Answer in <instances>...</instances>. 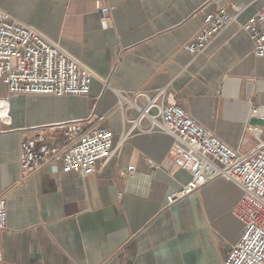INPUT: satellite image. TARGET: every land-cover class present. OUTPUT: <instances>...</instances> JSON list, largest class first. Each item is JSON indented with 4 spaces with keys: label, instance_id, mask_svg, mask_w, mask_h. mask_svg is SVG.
<instances>
[{
    "label": "crops",
    "instance_id": "0c3cea01",
    "mask_svg": "<svg viewBox=\"0 0 264 264\" xmlns=\"http://www.w3.org/2000/svg\"><path fill=\"white\" fill-rule=\"evenodd\" d=\"M0 0V8L57 42L94 73L85 96L9 95L0 80V195L7 202V264H224L243 229L232 214L241 194L217 178L168 205L187 179L170 156L160 109L176 103L240 152L258 143L248 130L264 105V56L251 52L242 24L264 0ZM235 6L237 11L232 7ZM237 13L192 57L184 45L206 9ZM156 103L131 129L149 97ZM81 120L108 127L113 153L80 176L43 165L22 178L21 141L40 124ZM131 129V130H130ZM264 131V125L262 126ZM130 131L118 145L120 136ZM129 164L132 177L123 175Z\"/></svg>",
    "mask_w": 264,
    "mask_h": 264
},
{
    "label": "built area",
    "instance_id": "2783aa9c",
    "mask_svg": "<svg viewBox=\"0 0 264 264\" xmlns=\"http://www.w3.org/2000/svg\"><path fill=\"white\" fill-rule=\"evenodd\" d=\"M232 7L237 11L236 7ZM95 9L102 28L109 25V6L96 0ZM237 13L225 8L206 9L198 32L184 45L194 57L231 22ZM251 42V52L264 56V3L242 24ZM93 71L73 57L59 43L38 28L21 22L0 8V80L9 95L85 96L89 93ZM149 97L131 129L156 103ZM161 130L172 138L170 156L174 167L187 179L179 189L167 195L173 204L217 178L234 183L241 194L232 208L242 224L236 242L226 253L224 264H264V131L251 124L248 130L258 143L243 153L223 142L197 122L176 103L161 107ZM250 117L264 120V105L252 106ZM130 129V130H131ZM123 133L118 145L129 136ZM113 133L105 126L87 125L81 120H63L40 124L28 129L21 141L19 166L22 178L37 172L43 165L51 171L73 172L82 177L96 172L113 153ZM133 164L123 175L132 177ZM7 226V202L0 195V264H7L2 248V232Z\"/></svg>",
    "mask_w": 264,
    "mask_h": 264
},
{
    "label": "water",
    "instance_id": "95a60500",
    "mask_svg": "<svg viewBox=\"0 0 264 264\" xmlns=\"http://www.w3.org/2000/svg\"><path fill=\"white\" fill-rule=\"evenodd\" d=\"M250 124H255V125H261L263 126L264 125V120L263 119H260V118H251L250 119Z\"/></svg>",
    "mask_w": 264,
    "mask_h": 264
}]
</instances>
